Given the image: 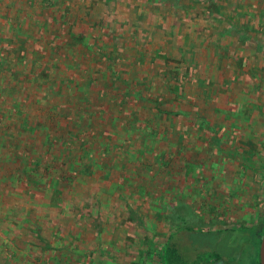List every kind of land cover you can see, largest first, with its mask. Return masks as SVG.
<instances>
[{
	"label": "rangeland",
	"instance_id": "374dc122",
	"mask_svg": "<svg viewBox=\"0 0 264 264\" xmlns=\"http://www.w3.org/2000/svg\"><path fill=\"white\" fill-rule=\"evenodd\" d=\"M182 228L259 250L264 0H0V264H164Z\"/></svg>",
	"mask_w": 264,
	"mask_h": 264
},
{
	"label": "trees",
	"instance_id": "16d2710c",
	"mask_svg": "<svg viewBox=\"0 0 264 264\" xmlns=\"http://www.w3.org/2000/svg\"><path fill=\"white\" fill-rule=\"evenodd\" d=\"M23 163H24V159H23ZM180 232L186 233V236L184 237V239L186 238L185 240L188 241L187 240V237H188L187 234L188 233H193L194 231H193V229H190V228H183V229H181ZM180 232L171 235L170 241L163 248V253H164L163 254V260H164V262L166 264H194L195 263V259L192 260V257H188L186 255V253L181 249V246H180V243L181 242L180 241H177V239H176V237L178 238L181 235V234H179ZM200 234H202L203 237L206 236V235H208V234H212L214 236L212 242L210 243V244H212L211 245V248L213 247V245L217 241V238H219V236H220V232L200 233ZM242 240L244 242V239H242ZM255 241H256L255 240V237H253V241H251V243L253 245L251 244L249 246H247L246 244H245V246H243V243L241 242V246H242L241 248L243 249V251H242L243 254L245 253V251H246L245 248L247 247V249H249V251H251L252 254L254 253L255 256H257V250H258V248L253 243ZM220 243L221 244H219V245H221V246L223 244L226 245L227 244V240L226 241H223V242L221 241ZM216 250H219V249H216ZM236 250H238V249L236 248ZM219 251H221V250H219ZM234 251H230L229 250V252L226 251L225 253H226V255L228 257H230V254H232ZM198 254H200V252ZM216 256H217V258H221L222 257V254L220 252H217L216 253ZM255 256H254V261H256Z\"/></svg>",
	"mask_w": 264,
	"mask_h": 264
},
{
	"label": "flooded vegetation",
	"instance_id": "af4514ba",
	"mask_svg": "<svg viewBox=\"0 0 264 264\" xmlns=\"http://www.w3.org/2000/svg\"><path fill=\"white\" fill-rule=\"evenodd\" d=\"M180 231H181V229L177 232H180ZM209 233H212V232H209ZM173 234H175V233H172L171 235H173ZM263 234H264V232H263ZM263 234H262L261 239H260V243H259L260 245H261ZM171 235L167 239V242L165 243L164 246H166V244L170 241ZM223 246H225V244ZM240 247H242V246L235 245L233 247L235 251L232 254H230V257H228L226 255L225 251H219L221 248V245L217 244L215 246V248H211L213 250H208L207 252H204V250H203V251H200V254H198L199 252H196L195 255L192 257V260L195 259L194 264H233V263H235L233 261H239L241 259V257L243 256V252L242 251L240 252V250H239ZM236 248L238 250H236ZM216 249H219V250H216ZM217 252H220L222 254L221 258H217V256H216ZM259 252H260V246H259V250H258V257H259ZM254 256H255L254 253L250 254V257H248L249 262H251L252 260L254 262ZM164 264H166V263L164 262ZM259 264H260V258H259Z\"/></svg>",
	"mask_w": 264,
	"mask_h": 264
},
{
	"label": "water",
	"instance_id": "95a60500",
	"mask_svg": "<svg viewBox=\"0 0 264 264\" xmlns=\"http://www.w3.org/2000/svg\"><path fill=\"white\" fill-rule=\"evenodd\" d=\"M259 258H260V264H264V234L260 245Z\"/></svg>",
	"mask_w": 264,
	"mask_h": 264
}]
</instances>
